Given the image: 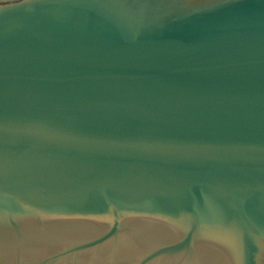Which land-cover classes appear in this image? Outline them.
<instances>
[{
    "label": "water",
    "instance_id": "obj_1",
    "mask_svg": "<svg viewBox=\"0 0 264 264\" xmlns=\"http://www.w3.org/2000/svg\"><path fill=\"white\" fill-rule=\"evenodd\" d=\"M0 264H264V0H0Z\"/></svg>",
    "mask_w": 264,
    "mask_h": 264
}]
</instances>
